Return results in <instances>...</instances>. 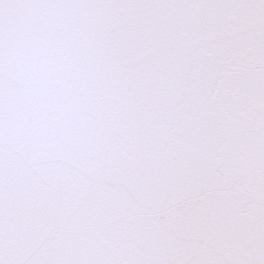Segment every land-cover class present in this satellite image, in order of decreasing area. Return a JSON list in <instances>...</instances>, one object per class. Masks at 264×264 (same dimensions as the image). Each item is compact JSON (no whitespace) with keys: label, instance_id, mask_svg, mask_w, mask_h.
<instances>
[{"label":"snow or ice","instance_id":"obj_1","mask_svg":"<svg viewBox=\"0 0 264 264\" xmlns=\"http://www.w3.org/2000/svg\"><path fill=\"white\" fill-rule=\"evenodd\" d=\"M0 264H264V0H0Z\"/></svg>","mask_w":264,"mask_h":264}]
</instances>
